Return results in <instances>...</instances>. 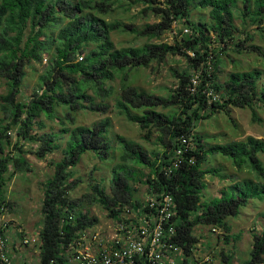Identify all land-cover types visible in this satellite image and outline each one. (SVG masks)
<instances>
[{"label":"trees","instance_id":"16d2710c","mask_svg":"<svg viewBox=\"0 0 264 264\" xmlns=\"http://www.w3.org/2000/svg\"><path fill=\"white\" fill-rule=\"evenodd\" d=\"M134 6H143L139 15L154 14L159 21L139 29L120 19H107ZM200 9L208 10L209 23L190 19L191 11ZM236 18L244 28L257 26L255 32L263 36L264 0H0V78L7 90L0 96V208H12L6 198V180L16 171L29 170L24 145L36 143L31 152L43 160L58 148L56 142L62 133L68 135L63 158L53 164L52 176L41 185L38 264H63L59 256L62 245L76 232L98 223L96 217L77 210L69 193L77 187L73 168L82 156L91 153L103 161L110 155L109 119L75 126L70 135L66 124L74 125L79 112L106 114L111 98L113 108L138 126L142 138L156 135L154 142L159 149L149 153L138 142L117 137L119 162L112 169L111 195L95 184L93 194L83 196L90 204L100 205L109 218L118 219L122 208L140 205L133 197L132 183L147 186V194H170L177 206V241L187 258L198 243L195 227L219 228L229 240L227 219L235 218L249 201H264L263 140L247 137L206 150L194 134L197 122L216 112L227 114L230 108H248L256 121V108L264 104V69L232 72L222 82L217 75L220 56L229 51L240 53L252 38L246 34V40L236 39ZM176 22H182L189 33L180 32L172 44L151 42L161 39ZM117 31L148 41L140 47L117 46L110 38ZM249 48L264 61L263 48ZM44 56L48 60L38 76L39 86L27 101H21L25 69L40 64ZM169 56H180L186 66L171 69L175 83L166 97L129 87L131 70L162 64ZM194 76L198 83L193 88ZM115 79L120 83L119 94L106 86ZM43 119L57 121L62 127L59 133L32 135L35 127L39 131L46 128ZM182 135L192 137L194 150L186 152L180 167L166 176L163 168L169 165ZM214 154L253 176L227 186L220 197L205 200L204 177L212 170H204V165ZM9 166L15 169L11 173ZM232 255L229 253L227 259ZM244 264H264V230L253 235L250 258Z\"/></svg>","mask_w":264,"mask_h":264},{"label":"rangeland","instance_id":"374dc122","mask_svg":"<svg viewBox=\"0 0 264 264\" xmlns=\"http://www.w3.org/2000/svg\"><path fill=\"white\" fill-rule=\"evenodd\" d=\"M143 6H134L128 12H119L107 19H120L124 24H132L133 27L143 28L146 24H153L159 21V18L154 14H140L139 11ZM190 19L199 23H209L208 10H192ZM239 28V32H235L236 39L246 40V34L252 37L244 43V49L240 53L227 52L226 55L220 56L217 75L219 81H224L229 73L232 72H250L255 69L263 70L264 61L261 55L249 48L250 45H257L264 49V32L263 36H259V32H255L257 26L242 27L240 19L234 21ZM241 24V25H240ZM264 26V23L262 24ZM187 29L182 22H176L170 31L165 32L161 39L152 40V43L164 42L172 44L176 37L180 36V32L184 33ZM244 29V31H243ZM240 33V34H239ZM111 40L117 46L124 47H140L145 44L148 39L142 37H134L130 33L112 32ZM213 39V35H211ZM48 57L44 56L40 64L33 63L32 68H26V75L22 80L19 98L21 101H27L32 92L37 89L38 76L43 73L47 65ZM186 61L180 56H169L162 64H152L148 68H138L130 71L127 77L130 88L142 90L148 94L166 97L169 89H172L175 81L171 75V69L181 70L185 68ZM106 86L114 88L115 93H120V83L118 79L113 82H107ZM5 80L0 78V96L6 94ZM116 96V95H115ZM96 102H100L96 99ZM107 113L94 114L90 112H79L75 114V124H66L68 128L75 126H91L95 122H99L106 118L109 119V143L112 146L110 155L106 160H99L93 154L88 153L81 157L78 164L73 168V179L78 180L77 187L69 193L70 201L73 205H77V210L83 213L87 212L89 216H94L98 219L95 229L106 232L111 219L107 216L106 211L98 204H90L84 198V195L93 194L92 186L99 184L100 188L104 189L106 195H111V179L112 169L119 162V148L117 137L138 142L141 146L150 153L151 150L159 149V145L155 144L154 134L148 140L142 138V133L138 126L129 122L121 113L113 108L112 98L107 101ZM159 112H167L166 109L158 108ZM257 120H252L251 111L248 108L236 109L230 108L227 114L216 112L208 119L197 122L194 134L200 137L201 143L205 149L212 146H226L233 142H238L253 137L264 141V104L256 108ZM3 114L0 110V119ZM46 128L39 131L35 127L31 132L34 135L36 132L59 133L61 126L57 121H48L43 119ZM12 140L16 141L12 132ZM68 135H62L57 139L58 148L49 153L45 159H37L32 152L35 150L36 143H27L24 145L25 155L29 164V170L16 171L10 180H6V198L12 204L11 210H4V220L8 221L9 229L7 236L10 241L20 238V235L31 237L39 232L41 227V200L42 188L41 185L52 176L53 164L59 162L63 158V151L66 148ZM32 151V152H31ZM261 161L264 165V159ZM212 170V173L204 177L206 189L204 190V199L209 200L213 197H220L221 191L234 182L241 181L245 178H252V174H248L246 169H238L231 160L219 154L210 155L204 170ZM13 166H9L8 173L13 172ZM147 169L144 170L147 173ZM8 173L5 175L8 178ZM133 188V197L139 203L147 198V186L141 184H131ZM264 201H249L247 205L240 209L239 214L235 218H228L227 223L231 230L227 234L229 240L224 237V232L216 228V233H211V227L197 226L194 229V235L198 238V243L194 246L192 256L188 258L191 264L193 260L201 261L208 257L209 261L203 264H244L250 258L252 249L253 235L263 232L264 220ZM7 216V217H6ZM20 232V234H19ZM234 238H236L234 240ZM38 248L36 245H31L27 248L22 247L13 251L17 258L22 256L31 264H35L38 260ZM233 253L230 259L227 255Z\"/></svg>","mask_w":264,"mask_h":264},{"label":"built area","instance_id":"2783aa9c","mask_svg":"<svg viewBox=\"0 0 264 264\" xmlns=\"http://www.w3.org/2000/svg\"><path fill=\"white\" fill-rule=\"evenodd\" d=\"M188 33L189 30L185 29L184 34ZM191 82L194 88L198 77L194 76ZM192 140V137L184 135L179 137L169 165L163 168L164 175L170 176L182 164L184 154L194 150ZM191 160L189 162L193 164ZM147 195L136 209L122 208L118 219L110 218L108 231L101 232L93 226L76 232L61 247L59 256L63 264H190L189 257H185L177 241L174 221L177 206L173 197L166 192ZM5 209L0 208V264H31L22 256L17 258L13 251L33 244L39 251V232L36 237L20 235V238L10 241L7 236L10 225L8 221L3 222ZM212 232L216 230L212 229ZM208 261L206 257L201 261L193 260L191 264ZM38 263L39 252L35 264Z\"/></svg>","mask_w":264,"mask_h":264},{"label":"clouds","instance_id":"9594fccd","mask_svg":"<svg viewBox=\"0 0 264 264\" xmlns=\"http://www.w3.org/2000/svg\"><path fill=\"white\" fill-rule=\"evenodd\" d=\"M216 233V232H215Z\"/></svg>","mask_w":264,"mask_h":264}]
</instances>
